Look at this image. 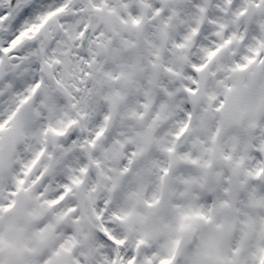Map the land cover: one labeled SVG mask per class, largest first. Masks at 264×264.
<instances>
[{
	"label": "clouds",
	"instance_id": "1",
	"mask_svg": "<svg viewBox=\"0 0 264 264\" xmlns=\"http://www.w3.org/2000/svg\"><path fill=\"white\" fill-rule=\"evenodd\" d=\"M0 17V264H261L264 0Z\"/></svg>",
	"mask_w": 264,
	"mask_h": 264
},
{
	"label": "snow or ice",
	"instance_id": "2",
	"mask_svg": "<svg viewBox=\"0 0 264 264\" xmlns=\"http://www.w3.org/2000/svg\"><path fill=\"white\" fill-rule=\"evenodd\" d=\"M22 2L23 0H17V6H19ZM0 19H3V17H0ZM161 264H169V261L167 260L161 261ZM261 264H264V258L261 259Z\"/></svg>",
	"mask_w": 264,
	"mask_h": 264
}]
</instances>
